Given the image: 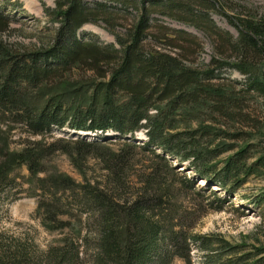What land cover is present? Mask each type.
Returning a JSON list of instances; mask_svg holds the SVG:
<instances>
[{
	"label": "trees",
	"instance_id": "16d2710c",
	"mask_svg": "<svg viewBox=\"0 0 264 264\" xmlns=\"http://www.w3.org/2000/svg\"><path fill=\"white\" fill-rule=\"evenodd\" d=\"M226 3L57 0L44 13L59 27L36 52L1 41L11 19L0 12V116L43 138L10 169L26 163L41 191L50 193L39 208L85 218L83 241L91 253L78 243L41 257L0 246V264H192L191 246L204 253L203 264H264V248L190 234L185 213L171 203L177 189L195 185L177 180L173 163L186 164L206 183L199 197L214 186L230 198L250 178L264 177V15L229 16ZM212 13L226 18L236 35L217 26ZM158 17L201 33L210 61L200 62L198 36ZM89 24L102 25L115 43L78 38ZM228 70L243 80L227 78ZM55 129L116 137L45 142ZM56 154L76 166L97 158L102 180L80 185L38 177L41 163ZM255 205L264 212V192Z\"/></svg>",
	"mask_w": 264,
	"mask_h": 264
},
{
	"label": "rangeland",
	"instance_id": "374dc122",
	"mask_svg": "<svg viewBox=\"0 0 264 264\" xmlns=\"http://www.w3.org/2000/svg\"><path fill=\"white\" fill-rule=\"evenodd\" d=\"M56 1L0 0V12L11 19L9 30L1 36V41L22 51L42 50L43 44L59 27L56 21L44 13L46 9H54ZM223 12L241 18L255 13L264 15V0H227ZM211 18L221 29L236 35L235 29L226 18L215 13L211 14ZM158 19L171 28L183 29L198 36L204 43L200 62L210 61L211 46L201 33L168 18ZM77 36L105 44L115 43L113 35L105 31L102 25H85ZM225 75L233 80H243L232 70L226 71ZM53 134V138L46 136L45 142L51 143L59 137L91 141L103 139L100 134L78 135L69 129H55ZM42 140V137H33L23 127L0 116V246L11 251L26 248L35 256L41 257L51 248L78 243L82 245L81 251L89 255L90 250L84 246L83 241L89 230L85 218L78 216L76 212L56 215L55 212L50 213L45 208H39V204L47 200L50 193L41 191L38 181L30 175L26 163L10 169V166H16L26 149L35 148V144ZM109 148L117 150V146ZM41 164L43 171L38 177H67L77 184L84 185L100 181L103 176L98 159L92 156L78 163V167L72 163L69 156L60 154L53 155ZM173 166L179 172L177 180L183 178L195 182L194 189L189 192L177 189L171 202L174 210L180 212L179 215L183 216L185 213L183 218L189 222L187 225L191 226L188 230L190 234L216 236L232 245L244 244L248 247L264 248V212L262 206L255 205L257 196L264 192V177L250 178L240 188L239 193L230 198L214 186L199 197L196 193L205 191L206 183L199 180L186 164L173 163ZM212 192L224 203L219 204ZM190 250L192 264H203L204 253L194 246H191ZM89 256H84L86 262L90 260ZM173 264L184 263L175 260Z\"/></svg>",
	"mask_w": 264,
	"mask_h": 264
},
{
	"label": "bare ground",
	"instance_id": "6f19581e",
	"mask_svg": "<svg viewBox=\"0 0 264 264\" xmlns=\"http://www.w3.org/2000/svg\"><path fill=\"white\" fill-rule=\"evenodd\" d=\"M79 135H85V136H87V135H90V134L89 133H82V132H80ZM111 136H113V135L112 134H107L106 135V137H111Z\"/></svg>",
	"mask_w": 264,
	"mask_h": 264
}]
</instances>
